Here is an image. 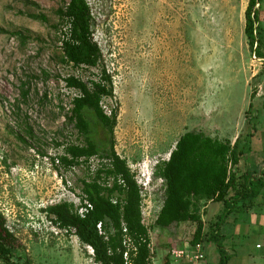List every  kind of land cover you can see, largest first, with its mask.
Returning a JSON list of instances; mask_svg holds the SVG:
<instances>
[{
    "label": "rangeland",
    "instance_id": "obj_1",
    "mask_svg": "<svg viewBox=\"0 0 264 264\" xmlns=\"http://www.w3.org/2000/svg\"><path fill=\"white\" fill-rule=\"evenodd\" d=\"M69 1L0 0V28L8 32L0 35V213L16 237L11 262L96 264L94 251L56 227L45 210L82 202L83 181L104 163L94 157L67 170L57 161L67 147L84 145L69 122L78 93L66 80L98 81L103 68L115 97L102 107L109 115L118 110L115 150L131 172L153 174V194L143 198L152 264H167L196 232L192 223L156 226L165 187L155 171L187 132L232 143L240 139L247 153L236 169L239 184L247 176L262 180L254 191L261 208H250L264 214V0L256 7L263 58L246 35L250 0H86L103 54L98 68L62 61L60 36L51 26ZM38 14L49 22L30 18ZM95 137L104 135L96 131ZM247 215L252 213L237 216ZM207 247L212 262L214 245ZM234 251L264 264V226L252 227Z\"/></svg>",
    "mask_w": 264,
    "mask_h": 264
},
{
    "label": "trees",
    "instance_id": "obj_2",
    "mask_svg": "<svg viewBox=\"0 0 264 264\" xmlns=\"http://www.w3.org/2000/svg\"><path fill=\"white\" fill-rule=\"evenodd\" d=\"M259 0H250L245 14L246 35L250 46L259 58L260 40L256 26L260 22L256 7ZM37 7L36 4H34ZM58 24L51 26L62 44V61L76 68H98L103 61L102 51L94 40V17L86 0H70L56 11ZM35 21L49 22L45 15H30ZM0 28V35L7 34ZM24 39L22 33H13ZM69 89L78 95L73 99L69 122L84 139V145H71L58 158L67 170L88 163L99 157L104 162L89 180L83 181V195L93 206L85 218L75 211V206L62 203L45 210L52 223L67 233H74L82 245L92 248L96 264H152L149 228L144 224L141 191L126 160L115 150L114 132L118 110L110 115L102 107L106 99H114L112 77L103 68L98 81L86 83L70 77ZM95 122V127L92 122ZM96 131L104 138L97 140ZM249 150V149H248ZM250 151V150H249ZM246 151L241 141H220L201 132H187L180 137L170 159L161 163L155 176L163 181L165 199L156 220V226L168 229L192 223L197 226L191 243H210L219 239L221 225L239 206L249 209L247 199L255 196V189L262 180L247 176L240 187L236 169L244 160ZM56 162V160H53ZM220 204L222 213L218 222L205 226L201 210L208 203ZM215 241L221 253L219 264H228L229 256L224 247ZM16 237L9 230L7 221L0 213V260L11 262L16 250ZM129 252V260L125 253ZM167 258V264H170Z\"/></svg>",
    "mask_w": 264,
    "mask_h": 264
},
{
    "label": "crops",
    "instance_id": "obj_3",
    "mask_svg": "<svg viewBox=\"0 0 264 264\" xmlns=\"http://www.w3.org/2000/svg\"><path fill=\"white\" fill-rule=\"evenodd\" d=\"M264 183V179H263ZM261 197L251 196L247 199L246 203L249 201H252L253 205H257L260 202H258V199ZM242 204V202L239 203V206ZM252 207L249 209H241L236 207L232 214L224 221V223L220 227V231L218 233L219 239L212 240L210 243H213L214 247L210 250V255L213 258V261L211 262L209 260V253H208V247L207 243L204 246L205 253H206V260L203 264H219L221 260V253L218 250V247L215 243L217 240L225 249L226 253L229 256V263L228 264H236V263H244L245 261L251 262L253 264H256L257 260L253 257V255H242L238 253L237 251H234L235 248H237V245L240 243V241H244L247 238H249V230L253 227L255 229H261L262 226H264V214L260 213L255 214L254 209L256 207ZM260 207V206H258ZM254 208V209H253ZM261 208V207H260ZM222 207L220 204H216L213 202L208 203L206 206H204L201 210V217L206 227H208L210 224H215L218 222V218L220 214L222 213ZM252 215L245 218H239L237 215L241 214H250ZM235 252V253H233ZM245 260V261H244ZM262 260L260 259L259 262ZM170 264H187L185 261L181 262H174L172 259L170 261Z\"/></svg>",
    "mask_w": 264,
    "mask_h": 264
},
{
    "label": "built area",
    "instance_id": "obj_4",
    "mask_svg": "<svg viewBox=\"0 0 264 264\" xmlns=\"http://www.w3.org/2000/svg\"><path fill=\"white\" fill-rule=\"evenodd\" d=\"M132 173L135 174V179L140 188L142 199L151 196L153 194L152 192L153 190L151 187L153 174L148 175L146 177L144 175L140 176L133 171ZM92 210H93L92 204L87 199L84 198L82 202H80L75 206V211L81 218H85L86 215ZM142 212H143V204H142ZM125 259L127 261L129 260V252L125 253ZM171 259L177 263L181 261H185L187 264H203L206 260V253L204 246L202 244L193 245L190 242L184 244L183 247H181L180 249L174 250L171 253Z\"/></svg>",
    "mask_w": 264,
    "mask_h": 264
}]
</instances>
